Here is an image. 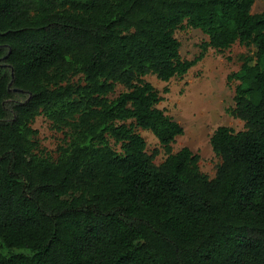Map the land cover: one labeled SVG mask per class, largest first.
Returning <instances> with one entry per match:
<instances>
[{
	"label": "trees",
	"instance_id": "obj_1",
	"mask_svg": "<svg viewBox=\"0 0 264 264\" xmlns=\"http://www.w3.org/2000/svg\"><path fill=\"white\" fill-rule=\"evenodd\" d=\"M256 0H0V264H264V11ZM208 41L184 60L179 29ZM242 55L210 178L172 145L183 126L146 80L184 77L209 48ZM26 102L13 105L10 87ZM118 88L122 91L118 92ZM166 91V90H165ZM39 116L65 131L53 156ZM139 130L167 154L156 164Z\"/></svg>",
	"mask_w": 264,
	"mask_h": 264
},
{
	"label": "rangeland",
	"instance_id": "obj_2",
	"mask_svg": "<svg viewBox=\"0 0 264 264\" xmlns=\"http://www.w3.org/2000/svg\"><path fill=\"white\" fill-rule=\"evenodd\" d=\"M263 11L264 0H256L252 12ZM176 37L181 43L180 53L184 60H195L201 56L203 53L201 46L209 39L201 30L190 27L179 29ZM2 48L6 55L0 59V70L12 78L14 70L6 61L9 49ZM254 52V48L249 49L238 43L223 52L209 48L184 77H176L169 82L161 81L155 75L146 77L163 98L159 108L184 128V134L178 136L172 145L173 153L185 147L189 148L200 156V170L210 178L216 176L217 168L221 163L211 146V137L215 130L221 126L235 131L244 129V123L227 112L234 105L236 86V82L230 81L229 77L239 72L240 57L254 55ZM119 91H122V88H118ZM10 93L11 98L6 102L9 112L13 105L26 102L29 96L13 86L10 87ZM33 128L39 132L41 148L56 156L58 147L65 143V131L53 128L51 122L44 116H39L35 120ZM139 133L146 141L149 154L158 151L155 162L161 164L167 154L158 139L147 130H139Z\"/></svg>",
	"mask_w": 264,
	"mask_h": 264
}]
</instances>
